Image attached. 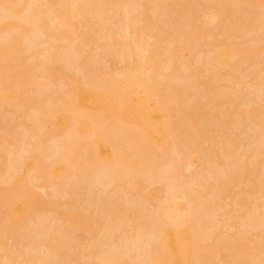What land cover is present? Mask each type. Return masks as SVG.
Here are the masks:
<instances>
[{
	"label": "rangeland",
	"instance_id": "obj_1",
	"mask_svg": "<svg viewBox=\"0 0 264 264\" xmlns=\"http://www.w3.org/2000/svg\"><path fill=\"white\" fill-rule=\"evenodd\" d=\"M62 1H50L49 7L45 8L49 11L38 13L48 24L40 17L35 19L38 16L35 13L31 15L40 0H17L14 7H8L11 2H6L8 6L4 4V9L0 7V25L4 22L14 25L17 22L15 16L31 31L26 40H21V43L25 40L26 48H29L22 57L29 58V62L23 67L12 68L11 78H8L11 68L0 64V85L4 84L2 89L9 91L0 98V264H164L163 257L158 258L159 251H156L159 230L175 225L180 226L178 229L183 234L193 237L191 252L194 260L191 264H202L199 260H203V264H236V260L241 263L245 255L264 264V124L258 123L257 127L258 120L252 119L256 123H251L249 119L250 109L264 111V54L259 52L264 51V0H88L89 9L96 7L92 11L87 8L90 12L85 9L88 14L82 16L83 10L78 8H83V2L85 6L89 2L71 0L68 3L67 0L64 3L76 5L74 10H78L76 14L73 10L72 20L67 24L62 22L60 14L52 12ZM77 5L81 6L76 8ZM6 7L10 12L16 8L20 14L15 11V15L13 11L10 15ZM38 20L48 26L51 24L52 33H66H58L60 38L55 32L56 37L53 34L44 36L39 33ZM229 23L239 27L234 31L239 32L237 36L228 30ZM16 31L19 36L16 28L6 31L1 28L0 45H7L9 36L10 41L14 36L18 37ZM64 34L66 39L61 40ZM131 39L135 43L138 41L140 50ZM227 41L236 53L227 59V64L215 66V49L210 47L216 45L218 48L220 43ZM158 47L166 48L164 54L163 50H156ZM153 48L160 53L155 58L161 59L162 65L151 73L147 69L156 54H153ZM213 72L217 76L214 77ZM212 77L215 84L211 83ZM5 78L11 79V83L8 81L6 85ZM79 85L91 92L82 106L76 98L75 88ZM210 85H215L212 91ZM189 89L195 97L187 94L193 100L186 101L185 97L183 103L180 96L183 90L190 93ZM185 92L183 96H186ZM225 98L232 102L227 103ZM136 101L142 107L140 116L129 111ZM194 107L201 112L199 116ZM189 108L195 109L194 112L187 111ZM193 114L196 118L190 116ZM141 116L157 119L156 123H161L165 133L159 131L158 137L151 138L150 155L140 151L138 146L134 147L127 140L128 133L127 136H110L111 130L139 131ZM261 117L264 121V116ZM83 121L87 124L80 125ZM191 126L189 132L187 127ZM102 139L108 140L111 157L108 153L110 158L100 157L102 161H97L94 168H85L84 158H88L95 142ZM230 144L231 149L234 147L233 155L230 152L228 158L227 152L224 157L223 146L228 150ZM144 155L146 158L152 155L153 163L156 162L159 168L155 169L157 166L154 167L152 160H146ZM55 160L65 168L59 178L46 175L47 167ZM29 161L32 163L24 167L23 164ZM161 161H167L166 167ZM242 163L247 164L244 170L251 168L246 174L238 168ZM161 166L165 169L160 170ZM234 177L235 181L232 180ZM224 184L226 187L223 188ZM207 188H211L210 196V190L205 191ZM212 189L217 190L213 192ZM202 193L208 196L205 197L207 202ZM21 196L24 198H19ZM19 199L28 205L18 216L11 217L8 211L18 206ZM241 199L245 202L238 206ZM219 200L221 202L217 203ZM167 203L174 206V218L167 212L170 208ZM211 203L216 204L214 211L210 210L213 209ZM75 212L80 214L77 216L82 221L88 219L89 222L85 220L88 224L83 222L85 225L79 227V224L78 228L71 225L65 219L66 214ZM176 215L180 218L177 217L178 223L176 220L174 223ZM121 218L123 220H119ZM51 236L56 238L57 244L49 238ZM46 237L60 249L64 243L63 253L59 248H56L57 253L51 251L53 248L48 246L51 242ZM195 238L201 239V245L206 243V249L197 244L199 240L196 242ZM246 239H251L248 241L250 247L246 245ZM254 240L262 244L260 250L254 244L256 242H252ZM251 244L257 249L254 250ZM182 247L187 249L186 244ZM200 249L206 250L205 255ZM252 250L259 256H248ZM240 254L243 257H239ZM209 255L214 258L208 259ZM236 255L239 259L234 257ZM216 256L218 260H215ZM125 258L126 261L119 262ZM210 259L214 261L209 262ZM249 259L248 263L242 264H251ZM257 259H251L253 264Z\"/></svg>",
	"mask_w": 264,
	"mask_h": 264
},
{
	"label": "bare ground",
	"instance_id": "obj_2",
	"mask_svg": "<svg viewBox=\"0 0 264 264\" xmlns=\"http://www.w3.org/2000/svg\"><path fill=\"white\" fill-rule=\"evenodd\" d=\"M17 0H14V3L16 2ZM50 1H51V3H52V0H40V5L37 7L36 5H34L35 7H36V9H34V10H32V11H34V12H32V16H34V13L36 14V15H38V16H36V17H34L35 19L36 18H38V17H40L39 19H42L43 21L45 20V22H46V20L47 19H45L44 17L43 18H41V16H43V15H41L43 12H44V10L47 12V10L48 9H45L48 5H49V3H50ZM64 1H67V0H63L62 2H61V4H60V6H58L57 8L58 9H53L54 11H52L53 13L55 12H57L56 14L57 15H59V17H61L60 19L62 20V22H64V23H68V22H70L71 20H72V15H73V10L75 9L74 8V6H76V5H74V6H72L71 4L69 5V4H67V2L68 3H70L69 1H71V0H68L67 2H65L64 3ZM244 1H250V2H256V1H259V0H244ZM6 2L7 3H10L11 5L10 6H8V4H6ZM38 2V1H37ZM42 2V3H41ZM82 2V1H81ZM89 1L88 0H86V4L88 3ZM11 0H0V7L2 6V9H4L3 8V5L4 4H6L8 7H14V4ZM64 3V4H63ZM93 3H96L97 4V2L96 1H93ZM16 4V3H15ZM18 4V3H17ZM83 4H84V2H83ZM83 4H82V7L83 8H80L79 6H81V5H77V7L76 8H78V10H83V12L81 13V16L83 15V14H88V12L87 11H92L93 9H94V7H96V5L93 7V9L91 10V9H89L88 7L90 6V2L85 6V4H84V6H83ZM37 5H38V3H37ZM91 6H93V5H91ZM97 6H98V4H97ZM8 7H6V8H8ZM33 7V6H32ZM49 7V6H48ZM6 8H5V11H6ZM17 8H20V9H23L24 10V8L22 7H17ZM55 8V7H54ZM89 10H88V9ZM87 11H86V10ZM11 10H13V9H11ZM17 10H19V9H17ZM35 10H37L36 12H35ZM78 10H74L75 11V14H76V11L78 12ZM14 11V10H13ZM13 11H9V8H8V11H6L7 13H10V15H13L12 14V12ZM15 11H16V8H15ZM15 11H14V14H15ZM20 11V10H19ZM49 11V10H48ZM51 11V10H50ZM87 12V13H85V12ZM89 11V12H90ZM25 12V11H24ZM79 12H81V11H79ZM16 13L17 14H20V13H18L17 11H16ZM38 13H41V14H38ZM45 13V12H44ZM43 13V14H44ZM49 13H51V12H49ZM52 13V14H53ZM80 14V13H79ZM16 15V14H15ZM23 15V14H22ZM22 15L20 16V17H22ZM40 15V16H39ZM48 15V14H47ZM77 15H78V13H77ZM76 15V16H77ZM46 16V15H45ZM29 17H31V16H29ZM13 18H14V20H17V22L16 23H14V25L13 24H10V22L9 23H7V22H4V23H2L1 25H0V30H1V28L2 29H4L5 31L6 30H10L11 28H16L17 30H19V32H20V35L18 36V32H17V35L16 36H18V37H15L14 36V38L12 39V41H10L11 40V37L9 36V39L10 40H8L7 39V45H0V64L1 65H3V66H6L7 67V69L8 68H11V69H9L10 70V72H9V70H8V73H9V75H10V77H8V78H11V75H13L12 73H14L13 71H14V69H12V68H14L15 66L18 68H20V67H23V66H25V64H27L29 61L27 60V59H29V58H27L26 59V57L24 58V57H22V55H23V53H25V49H27L26 48V46L27 45H25L26 43H25V40H26V37L28 36L27 34L28 33H31V31L26 27V25L25 24H23V22L22 21H19V22H22V24L21 23H19L18 22V19H17V17L15 18V16H13ZM20 19V18H19ZM32 19H33V17H32ZM21 20V19H20ZM31 20V19H30ZM50 20V19H49ZM54 20H57L56 18L54 19ZM11 21H13V20H11ZM41 21V20H40ZM43 21H41V22H39V20H38V23L36 22V24H40L39 25V29L37 28V25H36V29L37 30H39V31H41V32H39V33H43V35L44 36H48V37H50L51 35H49V34H53L54 35V37H56V34L55 33H57V32H51L52 31V29L50 30V26H51V24H50V26H48V25H46V23L45 22H43ZM188 21V20H187ZM187 21H186V25H187ZM1 22V21H0ZM3 22V21H2ZM50 23H51V20L49 21ZM189 22V21H188ZM191 22V21H190ZM48 24V23H47ZM234 24H236V22H234ZM234 24H231L230 25V23H229V27L230 28H228V30L229 31H231V33H232V35H235L236 34V36H237V34L239 33V32H234V31H237V28H239V27H237V26H235ZM224 26H226V25H224ZM29 27V26H28ZM147 27V26H146ZM146 27H144L145 29H146ZM237 27V28H236ZM149 28V27H148ZM226 28V27H225ZM243 29V28H242ZM15 31V30H14ZM30 31V32H29ZM63 32V31H62ZM58 33L60 34V35H62L63 33H66V32H63L62 34L60 33V31H58ZM57 33V34H58ZM58 34V35H59ZM4 35V34H3ZM27 35V36H26ZM57 35V36H58ZM60 35L58 36L59 38H60ZM67 35H68V37H69V33H67ZM67 35H63V37L64 38H61V40L62 39H66V36ZM232 35L230 36V37H232ZM153 36H155V35H153ZM4 37H6V36H4ZM67 37V38H68ZM151 37V36H150ZM25 38V40L23 41V43H21L22 41L21 40H23V39ZM3 39V38H2ZM136 39V38H135ZM174 40H175V37L173 38ZM173 39H171V40H173ZM176 39H177V37H176ZM233 39V38H232ZM3 40H6V38L5 39H3ZM178 40V39H177ZM88 41V40H87ZM131 41L133 42V43H135L134 42V39H131ZM27 42V41H26ZM132 42H131V44H132ZM227 42H229V43H227ZM226 43H220V45H218L217 47L218 48H215L216 47V45H214V47H210L211 48V50L213 49H215L214 51H213V55H214V64H215V66H222V65H225V64H227V59L228 58H230V56L232 55V54H235L236 52H234V51H236V50H234V48H232L233 46H231L230 47V45H231V42L230 41H227ZM2 43V42H1ZM0 43V44H1ZM84 43H85V41H84ZM86 43H88V42H86ZM137 43H138V41H137ZM137 43H135V45H136V49L138 50H140V48L139 47H137ZM22 44H24V46L22 45ZM30 44V43H29ZM131 44H129L128 43V46H130L131 47ZM139 44V43H138ZM217 44V43H216ZM133 45V44H132ZM134 46V45H133ZM132 46V47H133ZM138 46H140V45H138ZM213 46V45H212ZM30 47V46H29ZM131 47V48H132ZM156 47V46H155ZM129 48V47H128ZM130 48V49H131ZM232 48V49H231ZM29 49V48H28ZM28 49H27V51H28ZM129 49V50H130ZM133 49V48H132ZM156 48H153V54H155V52H156V54L154 55V58L152 59V60H150L151 58H149V69H147V62H146V66L147 67H145L149 72H151L152 73V71L151 70H153V71H157L159 68V65L161 64V62H160V60H159V58L157 59V58H155V56H159L160 55V53H157V51H158V49L160 50L161 49V47H158L156 50L157 51H154ZM163 49H165L166 50V48H162L161 50H163ZM54 50V49H53ZM57 51V50H56ZM76 51V56H77V50H75ZM133 51V50H132ZM262 51V50H261ZM259 51L261 54H264V51ZM159 52V51H158ZM161 52V51H160ZM131 53V52H130ZM165 53H166V51H165ZM259 53V54H260ZM30 54V53H29ZM161 54H162V52H161ZM163 54H164V50H163ZM25 55H27V53L25 54ZM24 55V56H25ZM210 57H212V56H210ZM31 58V57H30ZM148 59V58H147ZM146 59V60H147ZM74 60V59H73ZM162 61V60H161ZM73 62V61H72ZM76 62V61H75ZM79 61H77L76 63H78ZM143 62V61H142ZM143 64V63H142ZM145 64V63H144ZM74 65V64H73ZM162 65V64H161ZM9 66H11V67H9ZM13 66V67H12ZM141 66V65H140ZM76 67V66H75ZM212 67V66H211ZM142 68V66L140 67V69ZM161 68V67H160ZM214 68H217V67H214ZM220 68V67H219ZM145 69V75H147L148 74V71ZM11 70H13V71H11ZM16 70H19V69H16ZM33 69H31V71H32ZM35 70V69H34ZM20 71V70H19ZM31 71H29L30 72V77H31ZM34 73H36V70L35 71H33ZM32 72V74H34ZM141 72H142V70H141ZM17 73H18V71H17ZM147 73V74H146ZM200 73V72H199ZM37 74H38V72H37ZM104 74H106V73H104ZM104 74H102L103 76H104ZM140 74V73H139ZM198 74V73H197ZM211 73H209L208 75L209 76H212V75H210ZM213 74H216L215 72H213ZM9 75H7V76H9ZM17 75V74H16ZM101 75V77H103ZM141 75H143L142 73H141ZM141 75L139 76V78H141ZM208 76V77H209ZM214 77L215 76H217V74L216 75H213ZM229 76H231V75H229ZM229 76H227V78L229 77ZM105 78L107 77V76H104ZM208 77H207V79H208ZM214 77H212V79L210 78V80H213L214 79ZM232 77V76H231ZM231 77H229V78H231ZM138 78V79H139ZM217 78V77H216ZM233 78V77H232ZM5 80L8 82H10L11 81V79L9 80V79H6L5 78ZM209 80V81H210ZM231 80V79H230ZM141 81H142V79H141ZM209 81H206L205 83H207V82H209ZM214 81L215 80H213V81H211V83H214ZM5 83L6 85L7 84H9V82L8 83ZM11 83V82H10ZM139 83V82H138ZM145 83V82H144ZM210 83V82H209ZM1 84H3V82L1 83ZM208 84V83H207ZM215 84V83H214ZM4 85V84H3ZM2 85V86H3ZM142 85V84H141ZM205 85V84H204ZM2 86L0 85V88L2 89ZM134 86V85H133ZM143 86V85H142ZM141 86V87H142ZM211 86V87H210ZM209 87L211 88V89H209L210 91H212V89H213V87H215V85L212 87V85H210ZM6 87V86H5ZM135 87V86H134ZM138 87V86H137ZM140 87V86H139ZM157 87V86H156ZM185 88H186V86H184ZM204 88H205V86H203ZM8 88V87H7ZM185 88H182V89H185ZM188 88V87H187ZM186 88V89H187ZM159 89V88H158ZM170 89H172V91H175L173 88H170ZM196 90H197V87L195 88ZM206 89L207 88H205V91H206ZM75 90H76V92H77V96H76V98H78V105H80V106H82V102H83V100L84 99H88V98H90V95H91V92H90V90L89 89H84L82 86H78V87H76L75 88ZM190 90V89H189ZM191 91H192V89L189 91L190 93H186L184 90H183V93L185 92V94H186V96L184 95H182L181 94V96H180V98L182 99V102L184 103V101H183V98H185V97H187V94H188V96L190 95V97H192V96H194L195 95V93H193L194 95H191ZM8 89H2L1 91H0V98H3V97H5L6 95H8ZM151 92V91H150ZM155 92V91H154ZM176 92V91H175ZM193 92H195V91H193ZM150 94V93H149ZM143 96V95H142ZM145 97V96H144ZM195 97V96H194ZM194 97H192V98H194ZM143 97H141V98H138L137 99V101H139L140 99H142ZM147 98V97H146ZM145 98V99H146ZM190 99V98H188L187 97V99H186V101L188 100V99H190V101L191 100H193V99ZM227 99L225 98V101H226ZM231 100V99H230ZM133 102V104H131V106L130 105H128V106H130L129 107V111L130 112H135L137 115H139L140 116V114H139V112H141V110H142V107L140 106V104L138 103V102ZM189 101V100H188ZM228 101H229V99L226 101L227 103H228ZM161 102V101H160ZM230 103L232 102V100L231 101H229ZM199 103H197V108H199ZM195 106V105H194ZM201 107V106H200ZM109 108V107H108ZM110 108H111V106H110ZM110 108H109V110H110ZM195 108V107H194ZM193 108V109H194ZM197 108H195L196 110H197ZM190 109V108H189ZM194 109V110H195ZM254 109V108H253ZM194 110L193 111H191V109L190 110H187V111H191V112H194ZM251 111V114H250V118L249 119H253V120H258V121H254L253 122V120L251 121V123H256L255 125L258 127V125L259 124H261V125H263L264 124V121H262V117L261 116H264V111H263V109L261 110V109H259V110H261L262 111V113H261V111L259 112V110L257 111V110H252V109H250ZM191 112H189L188 114H192ZM197 112H198V116L200 115V113L201 112H199L198 110H197ZM249 112V111H248ZM248 112H246V114L247 115H249L248 114ZM257 113H258V115H257ZM260 113H261V115H260ZM257 116V118H254V117H256ZM192 118H196V116H195V114H193V116L192 115H190ZM195 116V117H194ZM198 116H197V118H198ZM252 116V117H251ZM144 116H141V118H140V122H142L140 125H141V128L139 129V131H137L136 130V132H130V131H120V130H111L112 132V135L110 134V136H116L117 134L119 135H124L125 134V136H127L126 135V133H128L130 136H127V140L129 139V141H131V143H132V145L134 146V147H136V146H138L139 147V150L140 149H142L144 152H145V154H149L150 155V150H151V146L149 145V141L151 140V138H155V136H159V131H160V134H165L164 133V129H163V126L162 125H160L159 123H158V121H157V123H156V120L157 119H154V120H151V118H148L147 117V119H145V117L143 118ZM247 118H248V116H246ZM259 119H261V121L259 120ZM264 119V118H263ZM196 120V119H195ZM160 121V120H159ZM250 121V120H249ZM223 122H225V121H223ZM226 122H228L227 120H226ZM66 123V122H65ZM86 122H81L80 123V125H86L85 124ZM259 123V124H258ZM263 123V124H262ZM227 124V123H226ZM58 126V123H57V125H55V127H57ZM255 126V127H256ZM60 127V126H59ZM190 128H193V126H191V127H187V129L189 130ZM196 128V127H195ZM262 128V127H261ZM264 128V127H263ZM260 129V128H259ZM195 130V129H194ZM193 130V131H194ZM115 131H117V132H115ZM192 131V129L191 130H189V132H191ZM121 132H123V133H121ZM108 138H110V137H108ZM107 140V139H106ZM107 142H108V140H107ZM107 142H105V139L103 140H97L96 142H95V144H94V146L92 147V149H91V151H90V155L88 156V158L86 159V158H84L85 160H86V162L84 163L85 165H87V167H85V168H88V169H92V168H94V165L97 163V161H100L101 159H99L100 157H103V158H105V157H107V155H108V153H109V156H110V149L108 150V146H107ZM232 144V143H231ZM229 145V147L227 148L228 150H231V151H228V150H226V147L225 146H228L227 144L225 145V146H223V151H222V153H224V157L226 156V155H228V158H229V156H230V154L231 155H233V152L234 151H232L233 149H234V147L236 146V144L235 143H233V145H234V147H233V149H231L232 148V145ZM142 150H140V151H142ZM225 150V151H224ZM140 151H139V153H140ZM143 152V153H144ZM228 152V153H227ZM231 152V153H230ZM143 153H142V156H143ZM225 153H227L226 155H225ZM141 154V153H140ZM151 154H152V151H151ZM167 155H171V154H167ZM165 156L166 157V159H168L167 157H169V156ZM99 156V157H98ZM108 156V157H109ZM152 156V155H151ZM151 156H147V158H146V155H144V157L146 158V160L149 158L150 160H152V157ZM108 157L106 158V159H108ZM111 157V156H110ZM109 157V158H110ZM227 157V156H226ZM170 158V157H169ZM83 159V160H84ZM148 159V160H149ZM163 160H165V159H163ZM169 160V159H168ZM102 161V160H101ZM83 162V161H82ZM150 161H147V163H149ZM154 161L152 160V162L151 163H153ZM163 164V166H165L166 167V165H165V163L167 162H163V161H161ZM170 162H171V160H170ZM246 163H248L247 161H245ZM32 162L31 161H29V162H25L24 164H23V166L25 167L26 165H28L29 166V164H31ZM146 163V164H147ZM156 163V162H155ZM155 163H153L152 165H154V167H156L158 164H155ZM81 164H83V163H81ZM170 164V163H169ZM97 165V164H96ZM112 165V164H111ZM111 165H109V166H111ZM117 165H119V164H117ZM121 165V164H120ZM151 165V166H152ZM156 165V166H155ZM161 165V164H160ZM243 165H245V163H242V167H240V166H238V168H241V169H243L244 170V168L246 167V165L245 166H243ZM22 166V167H23ZM32 166V165H31ZM145 166V165H144ZM149 166H150V163H149ZM106 167V166H105ZM147 169H148V164H147ZM153 167V166H152ZM151 167V168H152ZM244 167V168H243ZM48 169L46 170V175H49V176H51V177H53V178H59L62 174H63V172L65 171V168H64V166L62 165V164H59L58 163V161L57 160H55L54 162H52V163H50V165L47 167ZM82 168V167H81ZM84 168V167H83ZM85 168H84V171H85ZM109 168V167H108ZM121 168V167H120ZM157 168H159V166H157L155 169H157ZM161 169L160 170H162L163 168H162V166L160 167ZM247 168V167H246ZM21 169H24V168H21ZM28 169V168H27ZM150 169V168H149ZM165 169V168H164ZM163 169V170H164ZM250 169L251 168H249V170L248 171H250ZM29 170V169H28ZM27 170V171H28ZM30 170H32L31 169V167H30ZM154 170V169H153ZM207 170V169H206ZM206 170H204V171H206ZM239 170V169H238ZM237 170V172L239 173L240 171H242L243 172V170H240V171H238ZM24 171H26V168H25V170ZM89 171V170H88ZM121 172L120 173H122L123 171L122 170H120ZM146 171H149V170H146ZM156 170H154V173H156L155 172ZM159 171V170H158ZM157 171V172H158ZM244 171H246V172H244L245 174L248 172L247 170H244ZM86 173H87V169H86V171H85ZM90 172H91V170H90ZM152 171H150V173H151ZM165 172V171H164ZM153 173V174H154ZM237 173V174H238ZM20 174H21V172H20ZM84 174V173H83ZM88 174V173H87ZM99 174V173H98ZM116 174V173H115ZM148 174V173H147ZM152 174V173H151ZM151 174H150V176H151ZM152 174V175H153ZM158 174V173H157ZM166 174H170V173H167V170H166ZM85 175V174H84ZM20 176V175H19ZM19 176H18V179H19ZM22 176H23V174H22ZM21 176V177H22ZM43 176H45V175H43ZM83 177H85L86 178V176H83ZM92 177V176H91ZM117 177H119V176H117ZM236 177V176H235ZM235 177L232 179L233 181H235L234 179H235ZM84 178V179H85ZM87 178H89V177H87ZM93 178L95 179V177L93 176ZM97 178V177H96ZM90 179H92V178H90ZM105 179V178H104ZM15 180H17V178L15 179ZM86 180V179H85ZM93 180V179H92ZM236 180H237V178H236ZM102 181H103V179H102ZM20 182H22V179L20 180ZM97 182V181H96ZM232 182V181H231ZM17 183H19V181L17 182ZM228 183L229 184H231L229 181H228ZM228 183H226V185H227V188H228ZM213 184V183H212ZM219 184V183H218ZM203 185V184H202ZM201 185V186H202ZM210 185V184H209ZM133 186V185H132ZM205 186V185H204ZM204 186H202L203 188H205ZM213 185H211V187H212ZM216 186H217V183H216ZM224 186H225V184L223 185V188H224ZM200 187V186H199ZM198 187V188H199ZM209 187V186H208ZM215 187V186H214ZM214 187H212V188H214ZM220 187V186H219ZM226 187V186H225ZM216 188V187H215ZM221 188V187H220ZM211 188H207V190H205L206 192L208 191V190H210ZM201 190V189H200ZM213 190V189H212ZM215 190H217V189H215ZM215 190H213V192L215 191ZM219 190H221V189H219ZM218 190V192H220ZM197 191V190H196ZM198 192L200 193V191L198 190ZM198 192H196V194L198 193ZM203 192V191H202ZM210 192H211V190L208 192L209 193V196H210ZM216 192V191H215ZM199 193H198V195H199ZM207 193V194H208ZM222 193V192H221ZM183 194V193H182ZM201 194V193H200ZM203 194H205V193H202V195ZM219 194V193H218ZM221 195V194H220ZM197 196V195H196ZM200 196V195H199ZM204 196V195H203ZM216 196H218V195H216ZM202 197V196H201ZM205 197H206V199L208 198V196L206 195V196H204V197H202L203 199H204V202L206 201L205 200ZM212 197V196H211ZM222 197V196H221ZM221 197H220V199H221ZM19 198H24L23 196H21V197H19ZM198 199H199V197H197ZM201 198V199H202ZM213 198V197H212ZM211 198V199H212ZM197 199V200H198ZM201 199H199L200 201H203V199L201 200ZM213 199H217V198H213ZM212 199V200H213ZM219 199V198H218ZM20 200V202L18 203V206L17 207H9L8 209H9V211H8V213H9V215L11 216V217H16V216H18L19 215V212H20V210L21 209H24V208H26L27 207V205H28V202H25L24 200H22V199H19ZM169 200V199H168ZM198 200V201H199ZM242 200V202L241 203H239V201H238V203H239V205L238 206H240V204L242 205V204H244V202H245V200L244 199H241ZM244 200V201H243ZM208 201V200H207ZM206 201V202H207ZM221 201H222V199H221ZM220 200H219V202H217V203H220L221 202ZM215 203H216V200H215ZM169 206H170V208H172V206L169 204V203H167ZM166 204V205H167ZM197 204H200V202L199 203H197ZM210 204V203H209ZM212 205H213V203H211ZM222 204V203H221ZM247 203H245V205H246ZM244 205V206H245ZM219 206V205H218ZM243 206V205H242ZM216 207V204H215V206L213 205L211 208H213V209H210L211 211H214L215 208ZM221 207H222V205H221ZM221 207H218L219 209H221ZM167 208H169V207H167ZM168 209V210H171V209ZM173 208H174V206H173ZM172 208V210H171V212L170 211H168L167 210V212H169V214H171V217L170 218H172L173 216H172V214H174L175 215V213H174V211H175V209H173ZM7 209V210H8ZM219 209H218V211H219ZM222 210V209H221ZM166 211V210H165ZM172 211H173V213H172ZM74 213V212H73ZM76 214H66V220H69V222H71L72 224L71 225H76V227L78 228V226H79V224H80V226L79 227H81V226H84L85 225V223L86 224H88L87 222H89V220L87 221L86 220V218L84 219V221H82L83 219H81L80 218V216H77V212H75ZM217 213V212H216ZM78 215H80V214H78ZM167 215V214H166ZM166 215H165V217H166ZM178 215V214H177ZM175 216V219H174V223H175V220H176V222H177V220H178V216ZM206 215H208L207 213H206ZM244 215H245V217H246V215L247 214H245L244 213ZM248 216V215H247ZM65 217V216H64ZM178 217V218H177ZM203 217V216H202ZM241 217V216H240ZM84 218V217H83ZM161 218H163V217H161ZM160 218V219H161ZM167 218V217H166ZM174 218V217H173ZM247 218V217H246ZM160 219H159V221H160ZM180 219V218H179ZM240 219V218H239ZM239 219L237 218V220L239 221ZM85 220L87 221V222H85ZM119 220H123V218H121V219H119ZM119 220H117V221H119ZM170 221L169 219H166V221ZM173 220V219H172ZM171 220V221H172ZM207 220L209 221V219L207 218ZM243 220H244V216H243ZM242 220V221H243ZM250 220V219H249ZM249 220H248V222H249ZM252 220V219H251ZM94 222H96L95 220H93ZM158 221V222H159ZM163 221V220H162ZM167 221V222H168ZM180 221V220H179ZM241 221V222H242ZM69 222L67 223V224H69ZM83 222H85V223H83ZM93 222V223H94ZM120 222V221H119ZM204 223H205V220L203 221ZM207 222V221H206ZM240 222V221H239ZM245 222V221H244ZM252 222H255V221H253L252 220ZM160 223V222H159ZM178 223V222H177ZM162 224H165V223H162ZM252 224V223H251ZM257 224V223H256ZM255 224V225H256ZM70 225V224H69ZM172 225V224H171ZM175 225V224H174ZM173 225V226H174ZM205 225V224H204ZM245 225V224H244ZM259 225V224H258ZM257 225V226H258ZM160 226H161V224H160ZM159 226V227H160ZM167 226H169V225H166V227ZM176 226V225H175ZM168 227V228H165V229H163L164 227H162V228H160L161 229V231L159 230V232H160V238H158L159 237V235H157L158 237V241L156 242V243H158L157 245H159V246H157V248H158V250H157V248H156V251H159V253H157V256H159L158 258H162L163 257V260H164V264H191L192 262L191 261H193L192 260V256H193V253L191 252V248H192V245H193V237H191V236H188L187 234L185 235V234H183L181 231H179L180 229H178L180 226H176V227ZM207 226H208V224H207ZM207 226H206V228H207ZM264 226V225H263ZM211 227H212V225H211ZM246 227H247V225H246ZM249 227V226H248ZM73 228H75V227H73ZM205 228V227H204ZM252 228V227H251ZM250 227H249V229H251ZM253 228H255V227H253ZM258 229H259V227H257ZM262 228V227H261ZM264 228V227H263ZM159 229V228H158ZM163 229V230H162ZM208 229V228H207ZM213 229V228H212ZM256 229V228H255ZM204 229H201L200 231H203ZM206 230V229H205ZM208 230H210V229H208ZM214 230V229H213ZM254 230V229H253ZM257 231V230H256ZM158 232V231H157ZM158 232V233H159ZM207 232V231H206ZM210 232V231H209ZM263 232H264V230H263ZM157 233V234H158ZM193 233V232H192ZM204 233H205V231H204ZM216 233V230L214 231V233L213 234H215ZM194 234V233H193ZM192 234V235H193ZM201 234H202V232H201ZM200 234V235H201ZM255 234V233H254ZM257 234H259V230H258V233H256V235ZM200 235H198V236H200ZM41 236V235H40ZM184 236H186V238L184 237ZM194 236H196V235H194ZM203 236V235H202ZM211 236H212V234H211ZM213 236H215V235H213ZM255 236V235H254ZM183 237H184V240H183ZM197 237V236H196ZM216 237V236H215ZM247 237V236H246ZM245 237V238H246ZM258 237H260V236H258ZM40 238H42V236L41 237H39L38 239H39V241H40ZM49 238H51V239H53L54 240V236H53V238H52V236L51 237H49ZM199 238H201V236L199 237ZM199 238H195V241L197 242L198 240V242H197V244L198 243H200L199 245H201V239H199ZM202 238H204V237H202ZM210 239H211V237H209ZM208 238V239H209ZM213 238V237H212ZM216 238H218V237H216ZM215 238V239H216ZM51 239H50V241L49 240H47V237H46V240L50 243L51 242ZM198 239V240H197ZM255 239H256V236H255ZM262 239V238H261ZM42 240V239H41ZM182 240V241H181ZM204 240V242H205V238L203 239ZM244 240V239H243ZM242 240V242H244ZM257 240V239H256ZM38 241V242H39ZM43 241V240H42ZM42 241H41V244H42ZM44 241H45V239H44ZM47 241H45V242H47ZM55 242H56V238H55V240H54ZM209 241V240H208ZM211 241H214V239L212 240L211 239ZM239 241H241V240H239ZM248 241H251V239L250 240H247L246 239V245L247 246H249L248 244H250V242L248 243ZM38 242H37V244H38ZM47 242V243H48ZM186 242V243H185ZM203 242V243H204ZM252 242H256V243H254L255 245H256V247L258 246V249L260 250L261 249V246H262V244L261 243H258L259 241H252ZM261 242V241H260ZM262 242H264V241H262ZM47 243H45L44 245H46ZM48 243V244H49ZM52 243V242H51ZM51 243L48 245L49 247H52L53 249L51 250V248H48L49 250H51V251H55L56 253H57V251H56V248H59V245L57 246L56 244L58 243V242H56V244L53 242L52 243V245H51ZM59 243H60V241H59ZM184 243V244H183ZM195 243V242H194ZM203 243H202V245H203ZM208 243V242H207ZM239 244H240V242H238ZM54 244V245H53ZM187 245V249H186V247H185V249L182 247V245ZM231 244H234V243H231ZM258 244V245H257ZM260 244H261V246H260ZM264 244V243H263ZM63 245V246H62ZM65 244L63 243V244H61V246H62V249H63V247H66V246H64ZM201 245V246H202ZM208 245H209V243H208ZM253 244H251V246H252ZM38 246H39V244H38ZM42 246V245H41ZM40 246V247H41ZM56 246V247H55ZM156 246V245H155ZM200 246V247H201ZM204 246V245H203ZM205 246L207 247V244L205 243ZM205 246H204V248H205ZM228 246H229V244H228ZM241 246V245H240ZM243 246V245H242ZM232 247V246H231ZM234 247H236V246H234ZM250 247V246H249ZM253 248H254V250H256L255 249V246L253 245L252 246ZM122 248V247H121ZM210 248V247H209ZM246 248V247H245ZM248 248V247H247ZM60 249V248H59ZM62 249H60L61 250V252L63 253V250ZM65 249V248H64ZM206 249V248H205ZM204 249V251L202 250V249H200V252L201 251H203V253L206 251ZM211 249V248H210ZM236 249L237 248H235V250L234 251H236ZM249 249V248H248ZM251 249V248H250ZM60 250H59V254H60ZM121 250V249H120ZM123 250V249H122ZM121 250V251H122ZM241 250H243V249H241ZM244 250H246V249H244ZM254 250H252V254H250V252H249V254H248V256L249 255H251V256H257V254L256 255H254L255 254V251ZM65 251V250H64ZM207 251H208V249H207ZM233 251V253L235 254L236 252H234ZM239 251V250H238ZM237 251V252H238ZM253 251H254V253H253ZM124 252V251H123ZM154 252V251H153ZM210 251H208V253H209ZM228 252V251H227ZM231 252H232V250H231ZM231 252H229L230 253V255L232 256L233 254H231ZM258 252V251H257ZM261 252V251H260ZM258 253V254H261V253ZM61 253V254H62ZM197 253V252H196ZM202 253V252H201ZM242 253V252H241ZM155 254H156V252H155ZM158 254H160V255H158ZM207 254V253H206ZM243 255H244V252L242 253ZM242 254H240V256L239 257H243V255ZM264 254V253H263ZM125 255V254H124ZM183 255V256H182ZM204 255H205V253H204ZM210 255H212L211 253H210ZM209 255V257H208V259L209 258H214V256L213 257H211ZM214 255H215V253H214ZM219 255V254H218ZM223 255V254H222ZM226 255V254H225ZM225 255H224V257H225ZM118 256V255H117ZM153 256V255H152ZM162 256V257H161ZM180 256V258L181 257H183V258H181V259H183L182 260V262L181 261H177V259L178 260H181V259H179L178 257ZM238 255H236V256H234L235 258L237 257ZM246 257V259L245 258H241V263L240 264H242V263H248V260L247 259H249L250 257H248L247 258V255H245ZM259 256V255H258ZM257 256V257H258ZM121 257V256H120ZM204 257V256H203ZM227 257H229L228 255H226V258ZM239 257H237V259H239ZM117 258V257H116ZM115 258V259H116ZM122 258V257H121ZM177 258V259H176ZM196 258V257H195ZM216 259L215 260H218V258H217V256L215 257ZM234 258V259H235ZM253 259H257V258H255V257H252ZM252 258H250L249 260H250V263L251 264H253V262H252ZM114 259V260H115ZM197 259V258H196ZM260 259V258H259ZM211 260V259H210ZM208 260L209 262H213L214 260ZM236 260V259H235ZM113 261V260H112ZM116 261H117V259H116ZM123 261H126V258H125V260L123 259H120V261L119 262H123ZM219 261H220V259H219ZM115 262V261H114ZM162 262V261H161ZM199 262H202V264H203V260L201 261V260H199ZM238 261L236 260V264H239V263H237ZM258 262V263H257ZM115 263H118V262H115ZM208 263V262H207ZM47 264V263H46ZM119 264V263H118ZM120 264H122V263H120ZM123 264H125V262H123ZM127 264V263H126ZM129 264V263H128ZM163 264V263H162ZM255 264H260L259 263V260L257 259V261H256V263Z\"/></svg>",
	"mask_w": 264,
	"mask_h": 264
}]
</instances>
